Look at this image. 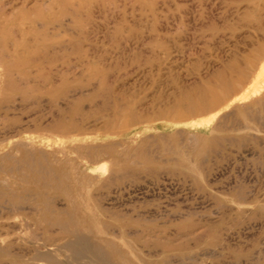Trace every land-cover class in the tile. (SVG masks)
I'll list each match as a JSON object with an SVG mask.
<instances>
[{
	"label": "rangeland",
	"instance_id": "rangeland-1",
	"mask_svg": "<svg viewBox=\"0 0 264 264\" xmlns=\"http://www.w3.org/2000/svg\"><path fill=\"white\" fill-rule=\"evenodd\" d=\"M263 61L264 0H0V264H264Z\"/></svg>",
	"mask_w": 264,
	"mask_h": 264
},
{
	"label": "bare ground",
	"instance_id": "bare-ground-1",
	"mask_svg": "<svg viewBox=\"0 0 264 264\" xmlns=\"http://www.w3.org/2000/svg\"><path fill=\"white\" fill-rule=\"evenodd\" d=\"M256 73L259 76L261 75L260 77H262V75L264 76V61L259 65L258 72H256Z\"/></svg>",
	"mask_w": 264,
	"mask_h": 264
}]
</instances>
